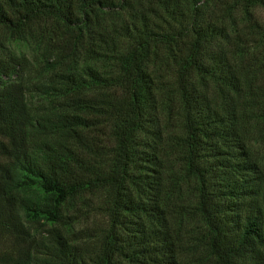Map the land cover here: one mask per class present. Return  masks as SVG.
Wrapping results in <instances>:
<instances>
[{"label": "trees", "instance_id": "16d2710c", "mask_svg": "<svg viewBox=\"0 0 264 264\" xmlns=\"http://www.w3.org/2000/svg\"><path fill=\"white\" fill-rule=\"evenodd\" d=\"M206 1L0 0L38 66L0 39V233L52 224L0 264H264V51L200 19ZM98 192L106 224L70 237Z\"/></svg>", "mask_w": 264, "mask_h": 264}, {"label": "rangeland", "instance_id": "374dc122", "mask_svg": "<svg viewBox=\"0 0 264 264\" xmlns=\"http://www.w3.org/2000/svg\"><path fill=\"white\" fill-rule=\"evenodd\" d=\"M205 6L206 9L202 12V17H200V19L203 21H210L217 26H226L231 29L230 38L233 42L236 41L235 45L238 49H243L248 46V44H252V41L255 40V45L252 44L255 49L250 50L252 51L250 53L257 55V57H261L264 51V37L259 33V30L264 26V7L252 5L248 8V11L245 12L244 8L237 0H208ZM171 22L173 23L172 31L176 32L180 26L177 25L175 20ZM236 33L238 34L237 36H235ZM0 39H2L4 45L3 53H5V55H7L8 52L23 55L30 60L28 65L31 67L30 71L33 72L32 75L37 74L38 66L32 61V56L35 55V51L31 41L25 42L6 39V35L1 27ZM228 47L231 50L234 49L233 44H229ZM246 58H249V56L245 55L244 59ZM175 121L176 117H173L169 122H167L165 118L161 120V125L164 127L167 126L166 131H168V135L182 134L174 124ZM162 137L166 138L167 136L163 135ZM178 166V164H175L173 167L176 170H180L181 168ZM190 185L191 182L188 183V186L184 187V191L186 195L191 197L192 191H190ZM100 195L99 192L94 195L83 193L82 196L75 201L72 208L63 219L65 223L62 225V229H66L70 237H78L81 235L79 239L86 240L84 234L94 233L106 224V216L102 209V197ZM54 225H57V223ZM49 227H52V224L41 219L39 223L34 222L31 228H29L28 233H31V236L24 233L17 235L9 233L4 235L0 233V250L19 246L30 248L34 246L35 241L42 238L46 239L45 234Z\"/></svg>", "mask_w": 264, "mask_h": 264}]
</instances>
